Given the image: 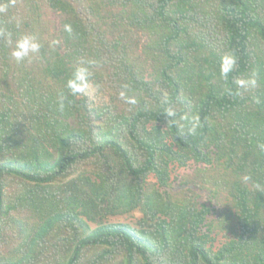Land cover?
<instances>
[{
  "label": "trees",
  "instance_id": "obj_1",
  "mask_svg": "<svg viewBox=\"0 0 264 264\" xmlns=\"http://www.w3.org/2000/svg\"><path fill=\"white\" fill-rule=\"evenodd\" d=\"M0 7V264H264V0Z\"/></svg>",
  "mask_w": 264,
  "mask_h": 264
},
{
  "label": "clouds",
  "instance_id": "obj_2",
  "mask_svg": "<svg viewBox=\"0 0 264 264\" xmlns=\"http://www.w3.org/2000/svg\"><path fill=\"white\" fill-rule=\"evenodd\" d=\"M5 9L0 7V12L4 11ZM70 30V28L68 29ZM40 45L35 42L34 37H24L16 42L15 49L12 52V56L16 61L23 60L29 52H37L39 50ZM236 63V57L235 55H229L223 59L221 70L222 74L225 76L227 73L231 70V68ZM76 81H79V83H76L74 81H69L68 87L72 89L73 94L75 93H83L84 90L88 87L87 77L84 74V70H80L75 77ZM242 85L245 83L244 81L240 82ZM250 84H255V81H249ZM120 96L122 99H125L127 103L134 104V99H128L125 96L124 92L120 93ZM60 107L63 108V103L61 102ZM168 117L174 116L175 113L172 111H168L166 114ZM198 126L197 118H193L191 121V127L189 128V133L195 132L196 128ZM245 179H248L247 177Z\"/></svg>",
  "mask_w": 264,
  "mask_h": 264
},
{
  "label": "rangeland",
  "instance_id": "obj_3",
  "mask_svg": "<svg viewBox=\"0 0 264 264\" xmlns=\"http://www.w3.org/2000/svg\"><path fill=\"white\" fill-rule=\"evenodd\" d=\"M188 171H190L188 168H182V169L179 170L178 174L183 175L185 172H188ZM175 184L177 186V183H175Z\"/></svg>",
  "mask_w": 264,
  "mask_h": 264
}]
</instances>
